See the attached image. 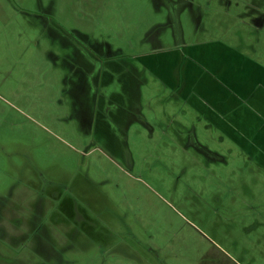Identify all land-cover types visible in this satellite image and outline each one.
Here are the masks:
<instances>
[{"label":"rangeland","instance_id":"1","mask_svg":"<svg viewBox=\"0 0 264 264\" xmlns=\"http://www.w3.org/2000/svg\"><path fill=\"white\" fill-rule=\"evenodd\" d=\"M185 1L201 17L184 13L186 29L229 39L264 63V19L244 10L248 3L264 10V0ZM154 3L0 0V189L17 175L22 154L71 174L88 168L102 182L105 221L122 231L131 256L106 253L103 262L91 250L67 251V264H140L133 258L142 253L154 264H264V167L142 68L145 38L169 21ZM161 32V44L178 42ZM100 43L122 54L106 64L124 65L121 74L110 67L109 79L125 86L101 88L93 128L84 133L62 107L65 98L87 99L89 82L77 71L64 76L74 49L91 54ZM126 85L132 98L124 102Z\"/></svg>","mask_w":264,"mask_h":264},{"label":"crops","instance_id":"2","mask_svg":"<svg viewBox=\"0 0 264 264\" xmlns=\"http://www.w3.org/2000/svg\"><path fill=\"white\" fill-rule=\"evenodd\" d=\"M155 1L154 6L163 9L169 21L158 32L151 31L154 37L145 38L150 49L139 54L142 68L178 98L191 104L250 159L264 167V63L253 58L249 49L232 46L229 39L207 38L202 34L206 30L197 33L186 29L181 19L184 13L190 12L197 21L201 18L192 11V1ZM166 29L177 43L170 46L160 43V32ZM180 40L185 41L178 44ZM104 45L98 44V49H91L96 50L91 54L86 53L83 45L81 54L73 48L76 55L64 76L67 79L69 73L77 71L85 83L89 82L87 99L79 102L65 98L69 101L62 107L64 112L73 110L70 117H77L84 133L93 128L101 88L114 83L120 89L122 84L125 86L124 80L109 79L114 73L113 68L109 69L114 67L113 61L106 64L108 59L122 54H112ZM114 69H119L121 74L124 65L118 63ZM64 90L69 89L65 86ZM123 96L124 102L132 98L129 89ZM81 107L86 109L83 117L77 113ZM64 127L70 130L65 123ZM83 148L87 156L90 149L84 143ZM22 158L20 165L15 166L17 175L11 178L6 189H0V264H67V251L79 253L86 249L97 252V258L104 255L103 262L108 260L106 253L131 256L124 249L127 247L122 231L105 221V199L98 198L90 189L88 171L81 173L79 166L71 174L61 164L40 167L26 154ZM118 232L120 238H117ZM148 249L157 253L153 247ZM133 260L140 264L155 262L143 253L142 258L134 256Z\"/></svg>","mask_w":264,"mask_h":264},{"label":"flooded vegetation","instance_id":"3","mask_svg":"<svg viewBox=\"0 0 264 264\" xmlns=\"http://www.w3.org/2000/svg\"><path fill=\"white\" fill-rule=\"evenodd\" d=\"M186 1L185 0H177V1H175V3H185ZM245 7L246 8H244V10L245 11H247V12H245V13H248L249 14V16H250V14L251 15H254V16H256V17H258V19L259 20H261V19H264V10L259 6V5H257V4H255V3H248L247 5H245ZM203 26V25H202ZM202 28V27H201ZM208 30V29H207ZM86 167V166H85ZM81 169V168H80ZM88 169V168H87ZM87 169H85V170H82V171H80L81 173L83 172V173H85V171H87ZM88 174H89V172H88ZM91 179H92V181H91ZM89 183H90V185H89V187H91L92 189V191L94 192V193H96V196L99 198V196H103V200L105 199L106 200V194H105V192L102 190V188H101V186H100V184H102V182L101 181H97V180H95V179H93L91 176H90V179H89ZM104 202V201H103ZM103 206H104V208H106V205H105V203H103Z\"/></svg>","mask_w":264,"mask_h":264}]
</instances>
